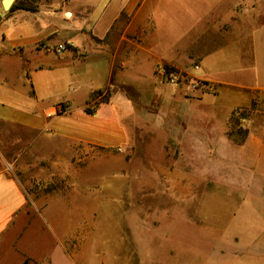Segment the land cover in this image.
<instances>
[{"label":"crops","instance_id":"0c3cea01","mask_svg":"<svg viewBox=\"0 0 264 264\" xmlns=\"http://www.w3.org/2000/svg\"><path fill=\"white\" fill-rule=\"evenodd\" d=\"M53 2L28 19L14 15L0 24V121L64 144L65 153L54 151L60 158L45 150L38 161L69 176L73 190L29 205L18 174L0 171V264H180L162 253L149 257L147 244L132 242V231L104 226L94 211L51 209L56 200L77 202L83 171L93 170L101 150L131 144L138 107L146 104L142 92L158 82L159 101L178 104L191 124L193 146L202 132L213 144L219 140L220 154L236 156L224 178L235 172L241 193L225 199L235 200L241 222L221 232L218 253L203 264H264L263 110L242 119L248 129L242 144L227 133L235 110L264 101V0ZM39 42L49 48L37 49ZM59 43L68 49L56 53ZM163 64L215 82L218 93L173 88L158 76ZM101 90L106 98L94 103ZM60 102L66 112L56 111Z\"/></svg>","mask_w":264,"mask_h":264},{"label":"rangeland","instance_id":"374dc122","mask_svg":"<svg viewBox=\"0 0 264 264\" xmlns=\"http://www.w3.org/2000/svg\"><path fill=\"white\" fill-rule=\"evenodd\" d=\"M4 2L0 0V24L14 15L28 19L31 12L54 3L13 0L5 8ZM4 36L0 31V40ZM35 47L49 48L43 42ZM168 85L177 90L182 87ZM129 94L136 95L133 91ZM142 94L146 104L138 107L131 144L122 150H101L93 170L83 171L84 180L75 189L77 202L56 200L51 209L94 211L99 214L95 221L104 226L132 231V242L147 244L149 257L159 258L162 253L166 261L203 264L218 253L221 232L229 225L234 230L241 222L235 200L225 199L241 193L235 185V172H231L232 179L224 178L225 165L236 163V156L220 154L219 140L213 144L202 132L196 134L194 147L188 133L191 124L178 104L159 101V82ZM256 108L264 115V101L256 102ZM55 148L65 153L58 140H46L35 131L0 121V171L18 174L29 194V205L73 190L69 176L53 169L51 163L38 161L45 150L52 151L53 159L60 158ZM13 157L25 163L24 167L14 165ZM81 158L80 164L88 162Z\"/></svg>","mask_w":264,"mask_h":264},{"label":"built area","instance_id":"2783aa9c","mask_svg":"<svg viewBox=\"0 0 264 264\" xmlns=\"http://www.w3.org/2000/svg\"><path fill=\"white\" fill-rule=\"evenodd\" d=\"M67 49L68 45L66 43H59L53 48L56 53H62ZM200 67L201 65L199 63L193 65L194 70H199ZM158 76L162 82H166L176 87L186 85L192 92L199 91L201 93L217 94L219 90L217 84L211 80L195 77L188 71L180 70L165 64L159 66ZM106 96V90L98 91L95 95L94 103L104 100ZM55 109L58 113H63L66 112L67 105L64 102H60L56 104Z\"/></svg>","mask_w":264,"mask_h":264},{"label":"trees","instance_id":"16d2710c","mask_svg":"<svg viewBox=\"0 0 264 264\" xmlns=\"http://www.w3.org/2000/svg\"><path fill=\"white\" fill-rule=\"evenodd\" d=\"M255 109H257L256 102L253 101L250 108H242L233 112L227 133L234 143L242 144L245 141L248 135V129L243 127L242 119H248Z\"/></svg>","mask_w":264,"mask_h":264},{"label":"water","instance_id":"95a60500","mask_svg":"<svg viewBox=\"0 0 264 264\" xmlns=\"http://www.w3.org/2000/svg\"><path fill=\"white\" fill-rule=\"evenodd\" d=\"M12 2H13V0H5V2H4V7H5V8H9L10 5L12 4Z\"/></svg>","mask_w":264,"mask_h":264}]
</instances>
